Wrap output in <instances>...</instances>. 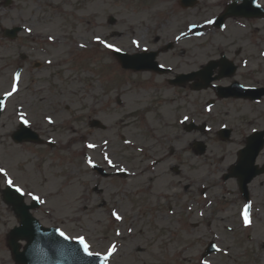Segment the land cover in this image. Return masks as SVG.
Masks as SVG:
<instances>
[{
    "label": "rangeland",
    "instance_id": "1",
    "mask_svg": "<svg viewBox=\"0 0 264 264\" xmlns=\"http://www.w3.org/2000/svg\"><path fill=\"white\" fill-rule=\"evenodd\" d=\"M57 1L16 0L13 11L0 9V27L18 25L22 20L32 32L52 36L55 41L44 46L46 52L29 53L30 62L46 58L51 64L36 69L27 66L19 82L20 92L2 116L0 168L6 170L7 176L0 173V188L11 178L23 189L26 201L33 195L39 197L40 206L33 214L44 225L58 227L68 236H84L92 252L107 253L115 245L107 264H200V247L214 236L226 251L207 259L208 263L264 264V174L251 186L253 211L251 223L245 224L242 198L236 191L224 194L235 183H222V174L216 167L222 154H228L227 162L231 155L234 158L236 149L242 146V136L250 128H264V104L225 100L207 112L203 109L211 91L180 89L167 84L163 77H157L162 83L150 85V74L121 69L105 51L106 45L111 44L131 53L133 38L140 44L159 46L172 41L186 23L201 18L189 11H179L172 0H63L56 5L61 15H53L51 9L43 7L44 13L36 17L38 4ZM69 10L73 15L68 18L65 13ZM249 21L247 29L232 25L226 34L214 36L207 32L200 39L179 41L162 61L176 64L175 72H188L223 52L241 65V59L249 58L248 64L254 67L251 72L247 70L250 64L248 68L240 66L232 78L252 83L253 73L264 81V58L257 55L259 48L264 47V22ZM156 22L162 24L159 30H145V25ZM21 38L26 36L20 33L11 46L32 45ZM8 42L4 44L9 48ZM78 43L84 44L83 51ZM4 53L7 54L3 48L0 57L8 60ZM10 53L14 56L17 51ZM13 60L18 59L15 56ZM9 75L0 90L11 84ZM25 100L31 122L40 126L44 136L58 139L55 148L29 143L16 146L11 142L10 134L17 127L16 104ZM163 103L168 106L166 110L161 109ZM46 115L54 117V125L44 122L42 116ZM185 115L187 120L208 122L212 131L200 136L197 130H184L178 118ZM93 118L105 124L106 130L90 127ZM219 122L233 128L230 140L222 146L218 144L223 141H217L213 132ZM120 133L142 146L141 151L123 145ZM105 139L110 144L101 146ZM192 139H203L207 145L206 153L198 154V158L191 144H187ZM83 141L94 145L90 152L92 160L99 163L105 154L111 162L119 161L134 174L123 179L102 178L90 172L83 161ZM171 144L176 149L169 152ZM159 156L163 161L160 166L140 172L138 168L149 158L155 160ZM260 161L264 162V149ZM175 167L180 169L178 173L173 171ZM96 184L102 192L94 190ZM161 192L168 196H160ZM192 202H196L194 206H187ZM206 202L212 204L206 206ZM170 207L174 214L167 212ZM113 212L121 219H116ZM16 224L12 210L0 194V264H15L6 244V233ZM187 246L190 247L186 250Z\"/></svg>",
    "mask_w": 264,
    "mask_h": 264
},
{
    "label": "water",
    "instance_id": "2",
    "mask_svg": "<svg viewBox=\"0 0 264 264\" xmlns=\"http://www.w3.org/2000/svg\"><path fill=\"white\" fill-rule=\"evenodd\" d=\"M211 63L207 68L212 67ZM206 73L204 84H208L211 80L210 71L205 70L197 75ZM205 86V85H204ZM17 141L23 138L15 137ZM250 143V142H249ZM245 152H242L239 165L244 162ZM253 159L249 162V164ZM237 167H240V166ZM243 169V168H241ZM242 171L241 174H244ZM257 171L252 170L250 177L254 176ZM233 171V175H236ZM240 174V175H241ZM238 175V174H237ZM245 180L243 181V183ZM3 200L7 205L11 206L19 225L15 226L8 234V245L10 247L13 259L18 264H104L103 256L97 258L88 256L82 248L75 242L65 240L59 235L54 228H45L40 225L38 220L34 218L30 212V208L36 205H27L23 201L20 192L9 187L3 190ZM19 240L26 242L23 250H20Z\"/></svg>",
    "mask_w": 264,
    "mask_h": 264
},
{
    "label": "flooded vegetation",
    "instance_id": "3",
    "mask_svg": "<svg viewBox=\"0 0 264 264\" xmlns=\"http://www.w3.org/2000/svg\"><path fill=\"white\" fill-rule=\"evenodd\" d=\"M59 1L60 0H58L55 4H50V5L49 4H42V3L41 4H38L37 7H36V11H35L36 17H40V13H44L43 7L51 8V10H52L53 13H58L60 8L57 7L56 5L59 4L58 3ZM230 1L231 0H208V1L196 0L195 3H194V5H192V6L183 7V6L180 5V7L184 11L190 9L191 10V13L194 16H196V17L201 16V15H204L205 16V14H208L207 16H212V18H214L218 14H220L221 12L224 11V9L226 8L227 4ZM26 2H27V0H26ZM240 2H241V0H237L238 7H242V5H241ZM257 2L260 5H262V7L264 8V0H258ZM62 3H64L63 0H62ZM2 4H3V0H0V8H2ZM67 4H69V3H67ZM247 6L248 5H246V7ZM18 9L20 10L21 8H18ZM250 10H251V8L248 6L247 7V11H250ZM258 11L261 12L260 10H258ZM248 22L250 23V21H245L244 23L247 24ZM219 29H221V28L215 27V30H219ZM25 41H27V40L25 39ZM24 46H26V44H22V47H24ZM20 49H21V45H19V56H18L19 63L17 62L16 64L19 65V67L21 68V72H22V71H25L26 70V65L28 63L29 56L27 54L21 52ZM157 49H158V53L156 54V58L162 64V56L165 54V52H161L160 51L161 49H159V47H157ZM5 51L7 53V54L4 53L5 54V57L7 55H9V54L11 55V53H10L11 50L8 47L6 48ZM7 59L8 60H5L3 57H0V89L4 88V86L6 85L3 82H4V80L6 81V76L8 75L9 69L13 66V61L10 58H7ZM7 62H9V63H7ZM164 64H166V63H164ZM166 65L173 66V64H166ZM167 68H168V71L167 72H170L169 74H167V77H168L167 79H169V77H171V78L177 77L179 74L182 73V72L177 73V72L171 70L169 67H167ZM147 71H149V70H147ZM153 71H155L157 73L159 72L158 69L153 70ZM149 73L152 74V72H149ZM156 75L159 76V77H163V75H161V73H158ZM183 87L184 88H187L188 87V84L183 85ZM0 92H1V90H0ZM6 93H8V91L7 92L0 93V94H6ZM8 98H10V96H8ZM21 104L23 106H19L17 108V110H16V112H18V114L22 113V112L19 113V110L20 109L25 110V107L28 104V102H27V100H25ZM26 113L28 114L27 111H26ZM37 131L38 132L41 131L40 130V126L37 127ZM186 189H187V187H184V190H186Z\"/></svg>",
    "mask_w": 264,
    "mask_h": 264
},
{
    "label": "snow or ice",
    "instance_id": "4",
    "mask_svg": "<svg viewBox=\"0 0 264 264\" xmlns=\"http://www.w3.org/2000/svg\"><path fill=\"white\" fill-rule=\"evenodd\" d=\"M209 23H211V21H209ZM96 39L99 40L100 38L97 37ZM106 46H107L108 48H113V47H114V46L111 45V44H107ZM118 50H119V49H117V51H118ZM16 78L19 79V74H17V77H16ZM16 90H17V89H16V85L14 84L13 87H12V92H8V93H6L5 95H7V96H11L12 93L15 92ZM49 120H50V122H51V119H50V118H49ZM21 121H22L24 124H27V123H28V120L24 119L23 114H21ZM89 147H94V145H89ZM89 163H91V161H89ZM109 163H111L110 160H109ZM0 173H3L5 176H7V172H6V170L3 169V168H0ZM6 182H7L8 185L15 187V189H16L17 192H20V193L23 194V190H22L20 187L16 186V185L13 183V181H12L11 178H8ZM29 195H32V194L29 193ZM32 198H33V199H36V200L39 199V197L34 196V195L32 196ZM41 202H43V201H41ZM248 208H249V205H245V206H244L243 216H244V222H245V224H250V223H251V221H250V219H249V215H248ZM112 215L115 216L116 219H121V217H120L116 212H113ZM57 232H58L59 235H60L61 237H63L65 240H75L76 243L82 248V251H83L86 255H88V256H95V257H97V258H99V257L101 256V254L98 253V252H92V251H90V247H91V246H90V244L88 243V241L86 240V238H85L84 236L71 237V236H68L64 231H62V230H60V229H57ZM115 250H116V249H115V245H112V246L108 249V252L103 256V259H104L105 262L107 261L108 257H109L113 252H115ZM205 264H208V262L205 261Z\"/></svg>",
    "mask_w": 264,
    "mask_h": 264
},
{
    "label": "bare ground",
    "instance_id": "5",
    "mask_svg": "<svg viewBox=\"0 0 264 264\" xmlns=\"http://www.w3.org/2000/svg\"><path fill=\"white\" fill-rule=\"evenodd\" d=\"M227 157H228V156H227ZM227 157H223V158H222V162H225V161H227ZM230 158H231V159L233 158V157H232V155H231V157H230Z\"/></svg>",
    "mask_w": 264,
    "mask_h": 264
}]
</instances>
